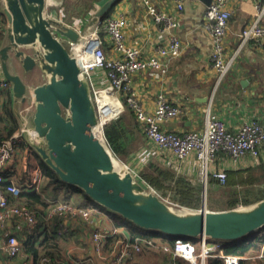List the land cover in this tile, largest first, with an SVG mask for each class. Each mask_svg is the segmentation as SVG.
I'll return each mask as SVG.
<instances>
[{"label":"built area","instance_id":"2783aa9c","mask_svg":"<svg viewBox=\"0 0 264 264\" xmlns=\"http://www.w3.org/2000/svg\"><path fill=\"white\" fill-rule=\"evenodd\" d=\"M172 1L175 5L174 13L158 10L152 0H140L158 28L169 32L165 42H156L153 45V52L150 55H144L141 48L128 44L126 38L128 20L117 13H110L104 18L105 35L101 34L102 21L95 26L92 36L91 32H81L80 28L78 30L76 26L68 22L81 33L80 40L72 42L69 47L91 84L98 118L104 127L113 119L119 118L127 104L142 126L143 137L147 142L161 152H170L178 161H184L191 155H195L203 166V173H207L211 168L210 175L221 184H225L228 167L213 168L217 159L225 154L234 162H239L245 156L259 161L264 146V119L261 121L253 119L233 132L218 113L209 112L203 130H192L179 134L165 129L164 124L168 120L177 118L182 113V107L173 103L166 92H159L156 95L154 108H147L133 88L136 74L152 72L167 75L170 61L179 57L183 52L179 28L185 0ZM191 1L201 2V0ZM228 1L213 0L205 10L211 36V59L213 66L222 74L230 67V60L226 58L224 47L231 19V11L227 8ZM254 1L257 7L255 18L245 26L241 33L245 42L248 40L261 41L264 38V0ZM48 13L53 18L67 22L64 19V10L58 13L53 11ZM107 45H110V51L107 50ZM95 72L98 73V78L104 80L100 85L94 81ZM8 91L12 93L11 82L4 76H0V98ZM22 114L26 122H29L23 112ZM27 131V128L21 125L20 129L9 138L0 141V264H3L4 260L7 264L17 260L21 261L20 264H33L28 259H22L24 253L22 240L30 234L45 228V232L54 229L59 236H65L69 231L68 222L73 219H80L87 226H92L96 221L95 208L92 205L81 206L68 200L49 198L45 200L47 204L42 209L43 217L41 218L35 210L16 200L23 188L39 191L44 179L40 161L38 163L27 157L35 152L27 142ZM23 143H27L25 148L21 147ZM148 162L145 160L143 165ZM19 164H21V171L25 170L26 173V176L21 178V182L15 181L10 176ZM126 166L137 178H140L139 170L144 166L140 168L133 167L132 164H126ZM4 181H8L6 189L1 187ZM9 223L16 224L15 230L8 228ZM19 229H21L20 232ZM22 234H27V236L21 238ZM91 236L96 252L103 255L104 244L109 234L95 230L92 231ZM200 240L204 246L201 253H197L195 242L183 238L178 239L174 247L164 245L162 248L170 254V264H177L176 259L179 257L191 262L193 259L195 262L200 260L202 264H205L209 256L222 258L224 264H240L243 258H256L255 256L227 255L220 249L221 244L211 242V239L205 237ZM122 244V249L114 254L111 264H126L131 248L137 251L142 249L138 243L122 242ZM152 247L158 246L152 245ZM258 257H264V253ZM39 264H50V258L45 256Z\"/></svg>","mask_w":264,"mask_h":264},{"label":"crops","instance_id":"0c3cea01","mask_svg":"<svg viewBox=\"0 0 264 264\" xmlns=\"http://www.w3.org/2000/svg\"><path fill=\"white\" fill-rule=\"evenodd\" d=\"M52 1L48 0V10H50L52 5L58 6L53 4ZM55 1H58L59 5L62 2V0ZM152 1L158 10L170 13L175 12V5L172 0ZM101 5V3L95 4L94 9L89 13V20L87 19L89 16L85 20L73 18L72 22L70 21L69 23L76 26L78 30L80 28L81 32H88L90 28L96 26L93 23V17ZM206 6L202 1L192 2L191 0H185L179 28V35L183 42V52L179 57L170 61L167 75L144 72L134 76V91L147 108H154L156 95L159 92H166L173 103L182 107V113L177 118L168 120L164 124L165 129L179 134L192 130H203L209 112L218 113L233 132L237 131L244 123L253 119H260V121L264 119V38L261 41L248 40L245 42L241 37L242 30L255 18L257 11L255 1H228L227 8L231 11V19L224 47L226 58L230 60V67L223 74L213 66L211 59V36L205 17ZM4 7L5 0H0V12H2ZM110 13H117L127 18V42L131 46L141 48L144 55H150L153 52V45L156 42H165L167 40L168 30L158 28L140 0H119L106 16ZM8 25L7 17L4 22L0 14V30L4 29L3 36L0 37V48L8 43L6 37ZM107 50L110 51V45H107ZM10 55L12 68L23 76L29 88L45 82V74L41 70L27 72L22 68L19 60L15 58L11 51ZM0 76H3L1 60ZM93 76L95 77L94 81L98 85L104 82L103 79L97 77L99 76L97 72ZM32 103V97H29L26 104L20 103L15 99L13 93L9 91L0 98V106H10L14 110L19 105L20 110L29 122L31 121V110L29 108H32ZM124 110L126 114H124L123 123L125 124V130L128 132L125 133L127 135L123 138V145L128 146L130 138H134L137 135L138 128L143 136L144 134L142 126L137 121L135 114L129 109V105L126 104ZM125 111L123 112L125 113ZM129 118L134 123L132 127L129 123ZM127 152L130 154L129 158H131L130 162L133 163V167H142L145 160L154 161L160 166L186 177L193 184L200 186V189L202 182L200 183L199 178L202 177L206 181L204 184V188H206V204L207 191L216 186H225V184H221L210 175L209 171L211 168H209L207 173H203V166L195 155H191L184 161H178L170 152L159 151L145 139L143 145L135 153L132 152L129 146L127 147ZM27 157L38 163L40 161L34 155ZM261 163H264V146L259 161L253 160L250 156H245L239 162H234L227 155L222 154L213 168L226 166L228 170H242V172L247 173L248 169L258 167ZM20 166L21 164L15 168L14 172L10 173V176L18 182H21V178L26 176L25 170L21 171ZM203 174L204 176H202ZM54 189L55 191H53ZM42 190L45 196L40 191L39 193L43 195L45 200L49 198L60 200L59 196L64 194L62 200L72 198L77 205H92L95 208V224L87 226L80 219H73L68 222V234L59 236V241H61V247L63 248L61 259L64 263L62 262V264H111L114 254L122 249V242L138 243V239H132L128 229L140 231L139 229L126 224L120 217L111 214L105 208L90 202L82 194L65 187L55 188L46 177ZM255 199L256 197L254 196L249 203H244L243 199L239 198L240 201L237 206L232 208L251 205L257 202ZM202 204L203 197L201 206ZM8 227L10 230H15L16 224L9 223ZM95 230L109 234L104 244L103 255H99L93 246L91 235L92 231ZM70 237L74 239L70 246L71 248H66L64 252L63 246L68 244ZM217 243L222 245L223 253L226 246L232 245L224 242ZM157 244L160 245L162 243ZM195 244L198 253H201L204 248L201 240H195ZM262 249L264 250V247ZM130 250L131 253L126 258V264H165L163 260L159 259V252L153 248H144L140 251L131 248ZM165 254L168 255L167 264H170L171 256L168 253ZM212 258L216 257H207L205 264H211ZM26 259L33 262L30 256H26ZM220 259L223 261L222 258ZM252 260L254 259H251L250 262H253ZM20 262V260L11 261V264H20ZM187 262L188 264H202L200 260L191 262L181 257L177 259V264H187ZM3 264H7L5 260Z\"/></svg>","mask_w":264,"mask_h":264},{"label":"water","instance_id":"95a60500","mask_svg":"<svg viewBox=\"0 0 264 264\" xmlns=\"http://www.w3.org/2000/svg\"><path fill=\"white\" fill-rule=\"evenodd\" d=\"M118 1H105L93 23L98 26ZM201 1L209 5L213 0ZM47 8L48 0H5L8 43L0 48L2 74L11 82L13 96L22 104L32 97L35 111L30 122L19 105L14 112L28 130L29 146L43 162L63 182L144 231L234 244L264 228V198L245 207L211 210L204 188L200 209L176 205L146 186L126 164L115 167L118 159L99 121L91 84L69 47L81 33L51 17ZM10 51L25 71L41 70L45 82L29 88L12 68ZM152 248L161 257L166 253L162 247Z\"/></svg>","mask_w":264,"mask_h":264},{"label":"trees","instance_id":"16d2710c","mask_svg":"<svg viewBox=\"0 0 264 264\" xmlns=\"http://www.w3.org/2000/svg\"><path fill=\"white\" fill-rule=\"evenodd\" d=\"M105 1L107 0H78L79 5H82L81 8H83L84 6L87 8L85 9L87 10L85 11V13H90L94 9L95 4H103ZM67 6H69V3L67 4ZM69 12L70 11L68 9L65 10L64 19L67 22H70L75 17L74 15L69 14ZM0 14L5 22L6 16L2 12H0ZM103 20L101 22L100 28L101 34L105 35ZM3 31L4 29L0 30V37L3 36ZM0 108V141H2L6 138H9L14 132L20 129L21 125L13 108H11L10 106H0ZM129 109L132 111L130 107ZM124 116L125 115L123 112L119 116V118L113 119L112 121L107 123L104 127V130L106 138L115 154H124L130 157V154L127 152L128 146L123 145V138H125V133H127V131L125 130V124L123 123ZM26 146L27 143H23L21 145L22 148H25ZM32 154L40 160L44 179L45 177L49 179L50 183L54 185L55 188H68L69 190H72L78 194H82L90 202H93L82 190L63 182L56 174V172L49 166H47L36 152H33ZM254 172H259V174L252 176V173ZM245 173L246 172H242V170H227V184L225 183L226 185L222 186V188H230L232 191L226 192L227 196L228 194H230L228 196L230 200H228L227 202L228 209L237 206L238 202L240 201L237 196L240 193L244 192V190L239 189H245L246 187H242L245 184H249V186L245 190L250 189V186L259 183L263 184L261 187L258 188L259 192H253V197H256V201H259L264 198V163H261L260 165H258V167H255L253 169H248L246 174H250V176L245 175ZM139 177L141 181L144 180L146 181V183L150 184L159 195L160 191L163 194L166 193L177 205L187 206L191 208L199 207V200L201 198L200 186L193 184L186 177L179 175L170 169L164 168L154 161H149L144 167L139 170ZM259 180H261L262 182L258 183ZM7 185L8 181H4L1 183V187L3 189H6ZM165 188H168V190L165 191ZM244 197L245 199H243V202L249 203L250 199L252 198V194L246 193ZM16 200L18 202L26 204L29 208L35 210L38 213L39 217H43V208L41 209L39 207L44 206L45 208V205L47 203L43 195L38 191H30L23 188L22 193ZM93 203L96 204L95 202ZM130 225L132 224L130 223ZM128 232L131 234L132 239H138L137 242L142 246V249H151L152 245L160 247L168 245L170 247H174L178 239H187L185 237H176L172 235L163 234L158 231H135L132 229H128ZM26 236L27 234H22L21 238ZM22 242L24 244V253L22 259H25L26 256H30L32 257L33 264H39L40 260H43L45 256H47L48 258H50V264H62L63 261L61 257L63 248L61 247V241H59V235L54 229H51V231H46L45 234L44 228L41 231H37L33 234H30L26 238H23ZM157 243L162 244L159 245ZM263 247L264 228L260 229L257 234L250 236L249 239H245L236 242L232 245L226 246L224 254L249 257L255 255V251L257 253L260 252ZM220 249L222 250V248ZM212 259L213 260L211 264H223V261L220 258ZM250 261L251 258H243L241 259L240 264H251Z\"/></svg>","mask_w":264,"mask_h":264},{"label":"rangeland","instance_id":"374dc122","mask_svg":"<svg viewBox=\"0 0 264 264\" xmlns=\"http://www.w3.org/2000/svg\"><path fill=\"white\" fill-rule=\"evenodd\" d=\"M53 2V4H55V5H58V6H54V5H52L51 7H50V10H48V12L49 11H53V12H57L58 13V11L60 12V10H64V12H65V10L66 9H68L70 12H69V14H72V15H74L75 17L77 16V17H80V18H82L83 20H85L88 16H89V13L87 12V13H85V11H87V10H85V9H87L85 6L83 7V8H81L82 7V5H79V2H78V0H62V2L60 3V5H59V3H58V1H55V0H53L52 1ZM63 3V4H62ZM69 3V6H67V4ZM85 5V4H84ZM64 8H66V9H64ZM71 15V16H72ZM73 17V16H72ZM74 17V18H75ZM76 19H78V18H76ZM88 20L90 19V16L87 18ZM72 22V21H71ZM91 30H92V28H90L89 29V32H91ZM30 110H31V118L33 117V112L35 111V108H34V104L32 103V108H29ZM124 114H126V111H125V113ZM126 121H127V119H125ZM129 123H130V125H131V127L132 126H134V123H133V121L129 118ZM135 129V128H134ZM105 131V130H104ZM128 132V131H127ZM131 132V131H130ZM141 133V131H140V129L138 128V132H137V135H135V137L134 138H130V141H129V143H128V146H129V148L132 150V152L133 153H135L142 145H143V142H144V137H143V135H142V133ZM127 134H125V136H126ZM107 139V138H106ZM107 142H108V140H107ZM109 143V142H108ZM110 147V146H109ZM116 156H117V163L119 164V169H120V167L124 164H128V165H133V163L132 162H130V160H131V158H129L128 156H126V155H124V154H119V155H117V154H115ZM121 163H123V164H121ZM143 166H145V165H143ZM256 174H259V172H254V173H252V176L253 175H256ZM245 175H248V176H250V174H245ZM138 179H140V178H138ZM141 180V179H140ZM263 180V179H262ZM199 181H200V183H201V198H200V207H201V203H202V197H203V188H204V184H205V180H203V178L202 177H200L199 178ZM142 182H144L145 183V185L146 186H148L149 188H151L152 189V186L150 185V184H148V183H146V181H142ZM204 182V183H203ZM259 182H262L261 180H259L258 181V183ZM227 183V182H226ZM45 184V179L43 180V182H42V184L40 185V188H39V191L41 192V193H43L44 194V196H45V193L43 192V190H42V186ZM207 184V183H206ZM226 185V184H225ZM263 184H256V185H253V186H250V189H247V190H245L248 186H249V184H245V185H243L242 187L244 188V187H246L245 189H242V190H245V192L244 193H240L237 197L238 198H241V199H244V196H245V194L246 193H251L252 194V197H253V192H259V187H261ZM239 188H241V187H239ZM166 190H168V188H165V191ZM250 190V191H249ZM38 191V192H39ZM53 191H55V189L53 190ZM61 192H63V190H61ZM226 192H232L231 191V189L230 188H226V189H223L222 188V186H216V187H214V188H212L211 190H209V191H207V208L208 209H211V210H214V209H221V210H224V209H228V204H227V202H228V200H230V198L228 197L230 194H228V196H227V194H226ZM160 193V195L163 197V198H165L166 200H168V201H170V202H172V203H174V204H176L174 201H172V199L170 198V196H168L166 193H162L161 191L159 192ZM63 194V193H62ZM64 195V194H63ZM63 195H61V196H59L61 199L60 200H62L63 198H64V196ZM167 195V196H166ZM166 196V197H165ZM52 199V198H51ZM68 201L70 200V202H72V203H74V204H77V203H75V201H74V199H72V198H66ZM57 200V199H56ZM200 207H198V208H196V209H200ZM39 208H43L44 209V206L42 207H39ZM111 214H113V215H116V214H114V213H112V212H110ZM117 216V215H116ZM121 220H123V219H121ZM125 222V221H124ZM126 224H130V223H128V222H125ZM133 226V225H132ZM134 227V226H133ZM134 228H136V227H134ZM136 229H138V228H136ZM139 230H141V229H139ZM69 240V242H68V244L67 245H65V246H63L64 247V252H65V249L66 248H71L70 246L72 245V242H73V238H71L70 237V239H68ZM197 240V239H196ZM217 243V242H216ZM197 253H198V251H197ZM255 253V255H253V256H255L256 258L254 259V260H252L253 262H251V264H264V257H258V255H260L261 253H264V250L262 249V251H260V252H254ZM26 259V258H25ZM160 260H163L164 262H165V264H167V262H168V255L167 254H164V255H162V257L160 256V258H159ZM250 263V262H249ZM187 264H188V262H187Z\"/></svg>","mask_w":264,"mask_h":264},{"label":"bare ground","instance_id":"6f19581e","mask_svg":"<svg viewBox=\"0 0 264 264\" xmlns=\"http://www.w3.org/2000/svg\"><path fill=\"white\" fill-rule=\"evenodd\" d=\"M95 29V26H93V28H92V30H91V36L94 34L93 33V30ZM91 48H92V46H91ZM91 48H89V49H91ZM105 99H107V97H105ZM107 112V114H109V112L108 111H106ZM111 112V111H110ZM102 120H103V118H102ZM98 132H99V135H101L102 134V129L100 128V126L98 127ZM118 161H115V167L117 168V169H119V164L117 163ZM122 164V163H121ZM200 238L201 237H199L198 239L197 238H187L188 240H191L192 242H195V240L197 239V240H200ZM206 241H207V239H205ZM215 241V240H214ZM211 242H213V241H211ZM193 262H195V260L193 259Z\"/></svg>","mask_w":264,"mask_h":264}]
</instances>
